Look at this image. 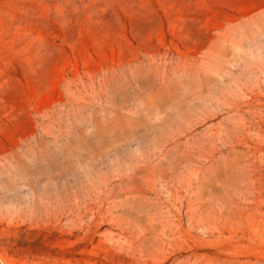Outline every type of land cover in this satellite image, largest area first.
<instances>
[{"label":"rangeland","instance_id":"374dc122","mask_svg":"<svg viewBox=\"0 0 264 264\" xmlns=\"http://www.w3.org/2000/svg\"><path fill=\"white\" fill-rule=\"evenodd\" d=\"M0 264H264V0H0Z\"/></svg>","mask_w":264,"mask_h":264}]
</instances>
